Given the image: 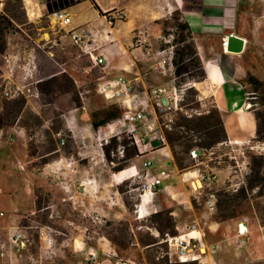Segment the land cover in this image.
Instances as JSON below:
<instances>
[{
    "label": "rangeland",
    "instance_id": "obj_1",
    "mask_svg": "<svg viewBox=\"0 0 264 264\" xmlns=\"http://www.w3.org/2000/svg\"><path fill=\"white\" fill-rule=\"evenodd\" d=\"M24 3L30 6V0ZM41 5L46 11L45 5H49V11L40 17L38 23L24 25H21L25 23L21 0H5L0 8V16L13 23L4 35L6 49L13 43L19 53L32 52L38 68L33 80H43L38 85V100L23 95L8 100L3 96L5 83L0 70V113L5 112L7 104L23 101L22 109L12 119L10 127L0 131V209L4 213L0 218V241L5 240L8 228L16 226L28 239L26 248L19 251L17 258H0V264H106V252L110 248L119 257L133 259L137 264H199L197 261L178 262L174 249H169L165 243L168 233L160 236L152 225V222H158L165 232H169L162 221L151 219V215L142 219L134 215L144 181L127 169L128 162L121 163L123 157L118 151L123 150L121 142L127 140L126 133L118 135L116 146L111 144L112 162H109L102 149L109 142V136L115 134L108 133L109 126L99 130L93 127L90 137L83 126L65 125V118L70 120V110L81 105L79 93L88 97L93 105L99 102L96 95L106 101L118 98H105L100 93L101 78L110 75L103 73L101 67L89 69L90 60L71 42L67 30L51 21L49 15L56 6L50 0H43ZM75 12L76 21H87L92 17V11L85 5L77 7ZM178 20V13L174 12L168 19L161 20L157 29L145 28L143 32L162 50L170 35H178ZM117 31L122 37L126 36V27H119ZM42 38H50L53 44ZM173 44L175 52L174 41ZM136 45L133 37L130 49ZM3 62L0 56V66ZM23 62L21 59L15 68ZM254 67L250 64L249 69ZM173 71L165 77L159 75L160 78L148 75L144 86L131 83L134 95H144L139 93L147 91L150 98L148 106L137 109L143 108L144 122L156 119L162 132L173 133L184 131L175 127V122L181 117L190 120L192 125L202 126L203 121L198 119L210 116L207 122L213 126L212 131H216L215 105L210 94L205 92V79L180 85L174 79L175 90L169 95L170 109L156 106L150 91L160 86L167 89L165 82L174 78ZM58 73L60 75L54 78H63V83H44ZM21 76V69H16L14 80L20 83ZM35 86L37 84L30 87L33 89ZM244 94L251 109L255 110L258 131L255 137L242 143H228L226 140L204 149L196 148L195 151H201L198 158H193L190 153L184 155L181 148L174 147V150L183 157V171H196L200 178L209 177L202 180L203 187L199 189L197 198L201 204L213 200L215 208L208 211L212 220L222 214L242 218L243 221L247 218L254 233L264 238V87L250 75ZM105 108L103 112L109 111V106ZM168 119L172 122L168 123ZM119 126L123 130L128 124L123 119ZM20 128L24 130L23 137L16 134ZM57 132L65 136L64 146H59L55 137ZM143 134L146 139L155 138L152 133ZM186 134L191 137L192 144L204 141L196 133ZM85 137L92 144L91 153L84 145ZM166 146L169 148L167 142ZM172 160L175 164L173 157ZM49 165L55 166L54 169L50 170ZM113 168L118 170L114 172ZM106 179L112 187H104ZM84 197L91 198V203L86 204ZM198 202L194 201L196 207ZM120 208L124 216L114 213ZM169 228L171 230L172 226ZM40 231L44 232L48 243L39 238ZM153 241L157 242L150 245ZM248 264H264V259Z\"/></svg>",
    "mask_w": 264,
    "mask_h": 264
},
{
    "label": "crops",
    "instance_id": "obj_2",
    "mask_svg": "<svg viewBox=\"0 0 264 264\" xmlns=\"http://www.w3.org/2000/svg\"><path fill=\"white\" fill-rule=\"evenodd\" d=\"M21 1L25 12V23L21 25L36 24L40 17L47 13L39 0H30L29 7L24 3L28 0ZM92 3L102 14L120 11L124 20L108 24L104 16L94 9ZM81 5H85V8L92 11L91 19L76 21L75 9ZM63 12L71 18V24L63 28L68 33L78 28H86L92 33L87 47L94 55L103 56L104 63L101 69L103 73L107 72L110 75L108 78L103 76L101 78L103 82L123 77L139 86L145 85L148 75L160 78L151 70L153 58L148 59L145 55V50H149L152 54L159 50L156 46L157 42L148 39L143 29L155 30L161 20L168 19L174 12L178 13L179 23L184 24L192 36L205 74V92L210 94L220 114L227 142L242 143L256 136V114L245 98L244 88L250 75L264 87V3L262 0H81L75 1L74 5ZM122 26L126 27L124 37L117 31ZM135 31L143 32L145 43L137 44L136 48L130 49L129 45H132ZM229 36L244 40L241 53H227L224 43ZM42 39L53 44L50 38ZM16 47L17 45L13 43L7 46L4 54L1 55L4 64L0 66L3 82L14 85L19 84L14 80L15 71L22 66L15 68V65L21 59L24 60L22 63L24 64L28 54H33L32 52L19 53ZM78 48L89 59L86 53L88 48L86 50L82 47ZM35 64L34 77L38 71L36 61ZM250 64L255 65L252 70L249 69ZM91 68H93L92 63L89 69ZM57 75L60 74L51 76L49 80ZM36 81L39 92L38 85L43 80L36 79ZM165 85L167 89L164 90L171 94L175 90L174 78L166 81ZM139 94L144 95H136L135 98L122 96L110 101L96 95L99 102L93 105L88 97L79 93L81 105L70 110L71 121L65 118V125L69 127L72 123L83 126L90 137L93 127L99 130L106 125L110 127L109 134L115 132L109 137L115 136L118 139V135L126 133L128 127L121 130L119 126L124 119L122 114L128 109L145 108L149 104L150 98L147 96V91H141ZM246 105L250 107L246 108ZM106 106H109V111L103 112ZM96 108L97 110H93ZM16 134L23 137L25 133L20 128ZM146 143L151 145V149L148 146L145 152L138 153L130 159L127 169L139 176L143 175L145 174L143 163L148 161L150 167L147 172L150 177L156 176L160 171H165L168 176L161 181L153 193L146 190L139 195L134 212L137 219L141 213L146 217L167 211L177 236H182L184 241L192 245H203V248L197 246L195 250V255L199 257L202 264H248L264 259V238L254 233L247 218L244 221L242 218H231L221 223L212 220L206 208V202L203 204L198 202L197 195L199 189L203 187L198 173L179 170L172 160L170 149L166 145L157 147L155 138H147ZM84 145L91 153L90 139L85 137ZM61 158L60 156L59 160ZM55 164H58V161ZM54 167L51 165L49 169ZM103 185L105 188L112 187L108 179L103 181ZM87 189L88 186L86 191ZM84 198L86 204L91 203V198ZM196 200L197 207L194 205ZM114 213L124 216L121 208L116 209ZM103 222L106 223L105 220ZM192 226L195 227V232L189 233ZM189 236H195L196 239L189 240ZM173 252L175 253V250ZM18 254L19 252L12 249L7 257L17 258Z\"/></svg>",
    "mask_w": 264,
    "mask_h": 264
},
{
    "label": "built area",
    "instance_id": "obj_3",
    "mask_svg": "<svg viewBox=\"0 0 264 264\" xmlns=\"http://www.w3.org/2000/svg\"><path fill=\"white\" fill-rule=\"evenodd\" d=\"M4 2L5 0H0V7L3 6ZM49 18L55 25L61 28H66L71 24V18L63 11L56 10V7L50 13ZM104 18L108 24H112L115 21L122 22L124 20V16L120 11H114L113 13ZM69 37L73 44L78 47H82L86 50L88 48L87 43L91 41L92 33L86 28H78L71 30L69 32ZM134 37L136 39L137 44L141 45L145 43L142 31H137ZM173 39L174 37L170 35L169 38L164 41L165 47L162 50H158L155 54H152L149 50H145L146 57L148 59L153 58L151 70L163 77L169 75V73L173 71L172 59L175 47V45L173 44ZM224 44L226 45V42ZM86 53L88 54L89 60L91 61L93 67L102 66V64L104 63L103 56L94 55L90 48L86 50ZM35 71V57L33 54L29 53L26 62L21 66L22 81L16 85L10 84L9 82L5 81L3 96L8 100L18 98L21 95L25 97L27 96L31 100H38L39 92L36 86L33 89L30 87L38 83L36 80H33ZM28 80L32 81L25 83V81ZM98 88L100 93L105 98H120L122 96H132V98H135L136 96L134 95L133 85L123 77H118L114 80H107L105 82H102L101 84H99ZM150 95L155 100V104L159 109H170V94L166 92L163 88H152V90L150 91ZM163 99L165 100V103L162 102ZM142 112L143 108L141 110L128 109L124 117V120L128 124L126 135L130 141V144L137 147L138 153L145 152L148 146L151 149V145L146 143V139L143 133H152L155 137L157 147H162L166 145V140L164 138L163 132L157 125L156 119H153L149 122H144V115ZM167 121L168 123H171L172 119H168ZM55 137L59 142V146L65 145L66 139L62 132H57L55 134ZM118 153L123 157V150H119ZM190 155L193 158H198V156H200L201 154H199L198 150H192L190 152ZM142 167L145 170V174L139 176L144 181L142 185V192H145L147 190L153 193L161 184V181L168 176V174L165 171H160L156 176L150 177L147 172L148 168L150 167V162H144ZM205 179L208 180L209 177L207 178L201 176V180ZM206 208L210 212L214 210L215 204L213 200L209 199L206 202ZM3 216L4 213L0 210V218ZM193 232H195L194 226L191 227V231L189 233ZM166 236L167 238L165 239V243H167L169 249L175 250L179 263L197 261L199 264H202L199 257L195 255V250L197 246L203 248L202 244L192 245L190 242L184 241L182 236H168V234H166ZM39 238L44 243L49 242V240L45 238L43 231L39 232ZM188 238L189 240L196 239L195 236H189ZM27 244L28 239L26 235L21 231V229H19L17 226L8 228L5 240L0 241V258L7 257L10 253V250L12 249L17 252L23 250L24 248H26ZM106 253L108 256V259L105 260L106 264H137V262L133 259H123L119 257L114 250L111 251V249H109V251H107Z\"/></svg>",
    "mask_w": 264,
    "mask_h": 264
},
{
    "label": "trees",
    "instance_id": "obj_4",
    "mask_svg": "<svg viewBox=\"0 0 264 264\" xmlns=\"http://www.w3.org/2000/svg\"><path fill=\"white\" fill-rule=\"evenodd\" d=\"M40 3H43V0H39ZM50 2L53 4V6H56V10L63 11L67 9L68 7L75 4L74 0H50ZM93 4L94 9L97 11V6ZM51 6V5H50ZM48 12V10H47ZM99 14L101 16L107 17L111 14V12L102 14L99 11ZM13 27L12 21L4 17L2 18L0 16V56L4 54L6 49V43L4 39L5 33ZM178 30V35L174 37L173 41L176 44V49L174 52L172 64L174 67L173 71V77L175 80L178 81L180 84H186L189 81L194 82H201L205 79V74L203 71V67L201 64V61L198 57L195 44L193 42L192 36L188 33L186 27L184 24L178 23L176 26ZM194 71H197V74H194ZM1 76V71H0ZM64 82L63 78L57 79V78H51L47 82H44L46 85H50L53 82ZM23 106V101L20 102H14L12 104H7L5 112L0 113V131L4 130L5 128L10 127V124L12 122V119L15 117V115L21 111ZM250 105H246V108H249ZM155 114H157V109H154ZM216 115V124L215 129L216 131H212V125L207 122L210 119V116H202V118H199L198 120L203 121V125H192L191 121L187 118H179L175 123V127L182 128L184 131H178V132H166L163 131L164 138L169 146V149L171 151L172 157L174 158L175 164L179 170H183V157H180L179 154L174 150V147L181 148V151L184 155H189V153L192 150H195L196 148L202 147L207 148L211 146L212 144L216 143H223L227 140L226 134L224 131L223 123L220 118V114L218 110L215 107ZM188 132L196 133L199 139L203 138L204 141L199 144H192V139L190 136H188ZM258 133V131L256 132ZM250 141V140H249ZM111 144L114 146L117 145V138L114 136L110 138L109 142L106 146H103V153L107 161L112 162L110 160V152H111ZM110 145V146H108ZM121 146L123 148V159L121 163H127L130 159L138 155L137 147L130 144L129 139L123 140L121 142ZM113 147V146H112ZM195 147L194 149H192ZM199 151V154H201V151ZM200 157V156H198ZM118 168H113V171H117ZM138 203L136 204V206ZM39 207V204H38ZM151 219L154 220H160L162 223L169 229V232H165L163 230V225L159 224L158 222H152V225L154 229L158 232L160 236H162L164 233H168L171 236H176V232L173 229L172 220L168 214L167 211H161L156 214H153L150 216ZM233 218L232 216H224L223 214L221 216L213 217L215 221H224ZM170 226H172V229L170 230ZM108 239L112 242L113 239L108 237ZM157 241H153L150 243L154 244Z\"/></svg>",
    "mask_w": 264,
    "mask_h": 264
},
{
    "label": "water",
    "instance_id": "obj_5",
    "mask_svg": "<svg viewBox=\"0 0 264 264\" xmlns=\"http://www.w3.org/2000/svg\"><path fill=\"white\" fill-rule=\"evenodd\" d=\"M45 7L49 11V5H45ZM243 44H244V40H242L241 38H238L236 36H229L226 40L225 49L227 52L239 54L243 50ZM162 102L164 103L165 100L163 99Z\"/></svg>",
    "mask_w": 264,
    "mask_h": 264
},
{
    "label": "bare ground",
    "instance_id": "obj_6",
    "mask_svg": "<svg viewBox=\"0 0 264 264\" xmlns=\"http://www.w3.org/2000/svg\"><path fill=\"white\" fill-rule=\"evenodd\" d=\"M227 53H228V52H227ZM140 208H141V207H140ZM139 210H140V212H142L141 209H139ZM138 218H139V219L144 218L143 214L141 213V215H139Z\"/></svg>",
    "mask_w": 264,
    "mask_h": 264
}]
</instances>
